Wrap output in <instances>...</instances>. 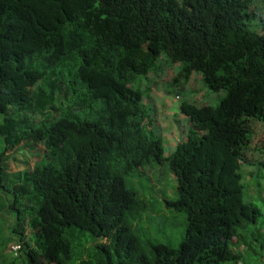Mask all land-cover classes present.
Returning <instances> with one entry per match:
<instances>
[{
	"label": "trees",
	"instance_id": "trees-1",
	"mask_svg": "<svg viewBox=\"0 0 264 264\" xmlns=\"http://www.w3.org/2000/svg\"><path fill=\"white\" fill-rule=\"evenodd\" d=\"M250 10V0H0V189L7 154L42 146L50 161L1 191L21 255L5 248L0 264H264L259 232L251 243L239 234L257 223L242 167L256 166L247 158L264 126V35ZM175 64L174 83L198 73L225 95L181 104L190 130L165 158L136 85ZM164 162L178 183L167 207L188 222L177 249L141 236L149 206L127 185ZM72 228L95 245L78 252Z\"/></svg>",
	"mask_w": 264,
	"mask_h": 264
},
{
	"label": "rangeland",
	"instance_id": "rangeland-1",
	"mask_svg": "<svg viewBox=\"0 0 264 264\" xmlns=\"http://www.w3.org/2000/svg\"><path fill=\"white\" fill-rule=\"evenodd\" d=\"M251 10L249 11L251 19L249 25L251 29L261 35H264V0H250ZM258 13H255V12ZM165 60V59H164ZM182 65L175 64L164 66L159 74L151 73L148 78L140 77L136 88L143 92V103L150 110V118L153 123L147 127V133L153 131L154 134L162 140L164 146L165 158L170 157L176 150L178 144L185 141L189 130V120L182 115L180 111L181 104L188 102L191 104H207L216 106L220 99L225 95L221 93H211L204 84L200 74L195 73L189 84H176L173 79L181 71ZM159 75V76H158ZM83 117H85L82 114ZM256 135L252 145L253 151L249 153L247 161L255 163L252 167L246 164L242 167L244 199L247 203H252L258 211L257 223L247 226L248 229H240L239 234L248 242L253 241V233L259 232L264 239V167L259 166V161H264V150L257 152L254 150L261 144L264 138V126L255 124ZM2 142L0 139V155L2 153ZM42 146L31 149L23 146L13 153L6 156L7 170L9 176L3 182V188L12 190L13 175L18 172L31 170L34 166H44L50 161L44 156ZM41 159V160H40ZM261 183V186H258ZM127 185L148 203V210L137 218L135 225L144 239L150 240L154 244H164L172 248H179L185 237L188 222L185 213H178L167 207L168 202H175L178 199L177 179L171 171L169 163H152L146 166V173L127 178ZM3 188L0 189V254L5 251L11 257H19V252H15L21 238L13 234L18 219L17 212L8 210L12 195H5ZM9 200V201H8ZM26 239L32 235L30 229L26 227ZM73 236V247L78 252L93 247L94 241L88 232H80L76 228L71 229ZM256 246V244H255ZM12 251L10 252V248ZM14 248V249H13ZM240 249L244 250L242 245ZM21 260H19V263Z\"/></svg>",
	"mask_w": 264,
	"mask_h": 264
},
{
	"label": "crops",
	"instance_id": "crops-1",
	"mask_svg": "<svg viewBox=\"0 0 264 264\" xmlns=\"http://www.w3.org/2000/svg\"><path fill=\"white\" fill-rule=\"evenodd\" d=\"M250 166H252V165H250ZM252 167H254V166H252Z\"/></svg>",
	"mask_w": 264,
	"mask_h": 264
},
{
	"label": "built area",
	"instance_id": "built-area-1",
	"mask_svg": "<svg viewBox=\"0 0 264 264\" xmlns=\"http://www.w3.org/2000/svg\"><path fill=\"white\" fill-rule=\"evenodd\" d=\"M18 248V247H17Z\"/></svg>",
	"mask_w": 264,
	"mask_h": 264
}]
</instances>
